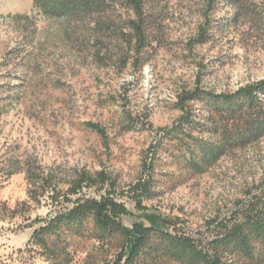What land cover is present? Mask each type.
I'll use <instances>...</instances> for the list:
<instances>
[{"label": "rangeland", "instance_id": "rangeland-1", "mask_svg": "<svg viewBox=\"0 0 264 264\" xmlns=\"http://www.w3.org/2000/svg\"><path fill=\"white\" fill-rule=\"evenodd\" d=\"M108 2L107 13L74 19L46 15L34 0H0V264H44L31 236L73 206L65 197L81 174L108 180L72 200L134 183L157 130L179 118L182 92H234L264 79L263 0L239 19L227 2L211 11L206 0H147L151 45L140 55L131 42L134 13L125 0ZM157 160L161 195L145 202L148 212L203 246L218 223L264 198V138L201 175L170 167L163 153ZM45 175L49 183L36 186ZM52 190L61 192L57 201ZM122 200L131 228L142 212L129 196ZM77 245L73 264L115 262V251L98 243Z\"/></svg>", "mask_w": 264, "mask_h": 264}, {"label": "trees", "instance_id": "trees-1", "mask_svg": "<svg viewBox=\"0 0 264 264\" xmlns=\"http://www.w3.org/2000/svg\"><path fill=\"white\" fill-rule=\"evenodd\" d=\"M109 0H34L46 15L87 19L107 13ZM134 13L129 22L131 42L140 55L150 41L153 27L147 0H125ZM255 0H206L213 11L219 2H227L235 16L256 13ZM264 1V0H263ZM203 37L197 43H205ZM199 106H196V105ZM176 108L179 118L169 127L157 130L154 142L145 153L140 177L127 189L116 182L100 199L77 198L83 187L107 183V177L81 174L68 189L66 202L73 206L60 211L37 228L29 245L44 264H73L78 242H95L100 249L115 251L114 264H264V198L250 201L230 220L218 223L217 231L203 246L193 236L173 232L165 221L148 212L146 201L161 195L157 189L156 165L160 153L172 159L170 167L191 175L206 173L229 154L244 150L264 138V79L240 87L234 92L216 93L196 87L179 95ZM132 127L135 120H127ZM88 126L104 136L96 124ZM52 179L45 175L36 186ZM97 179V180H96ZM49 197L58 200L61 192L52 190ZM129 196L136 204L142 221L127 227L123 218L131 214L122 200Z\"/></svg>", "mask_w": 264, "mask_h": 264}]
</instances>
